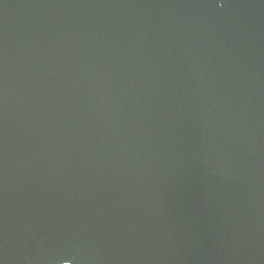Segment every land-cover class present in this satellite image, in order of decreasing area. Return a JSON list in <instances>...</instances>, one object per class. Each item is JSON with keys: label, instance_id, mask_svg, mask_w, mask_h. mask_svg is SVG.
I'll return each instance as SVG.
<instances>
[{"label": "water", "instance_id": "1", "mask_svg": "<svg viewBox=\"0 0 264 264\" xmlns=\"http://www.w3.org/2000/svg\"><path fill=\"white\" fill-rule=\"evenodd\" d=\"M0 264H264V0H0Z\"/></svg>", "mask_w": 264, "mask_h": 264}]
</instances>
